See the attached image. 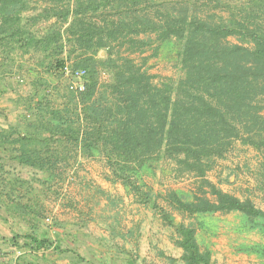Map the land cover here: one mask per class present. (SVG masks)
I'll list each match as a JSON object with an SVG mask.
<instances>
[{"label":"trees","instance_id":"16d2710c","mask_svg":"<svg viewBox=\"0 0 264 264\" xmlns=\"http://www.w3.org/2000/svg\"><path fill=\"white\" fill-rule=\"evenodd\" d=\"M170 47L179 75L155 82L148 62ZM67 69L85 70L84 90ZM13 77L12 90L29 92L14 100V121L0 112L2 221L42 220V191L87 159L172 231L181 255L158 252L169 264H217L199 244L200 217L239 214L242 229L264 234V210L208 178L240 144L259 156L264 196V0H0V87ZM164 167L193 181L192 196L150 185ZM119 230L124 243L139 239ZM20 238L52 245L28 234L12 244ZM240 250L264 258V244Z\"/></svg>","mask_w":264,"mask_h":264},{"label":"rangeland","instance_id":"374dc122","mask_svg":"<svg viewBox=\"0 0 264 264\" xmlns=\"http://www.w3.org/2000/svg\"><path fill=\"white\" fill-rule=\"evenodd\" d=\"M228 42L236 43V40L229 38ZM174 55V47L162 49L160 60L153 66L154 72L164 77H177L179 73L174 69L172 61H170V58H173ZM19 89L24 90L23 87H19ZM258 162L259 156L253 149L236 144L234 151L227 159L218 162L216 169L209 173L208 178L225 192L241 199L251 198L257 207L264 210V196L255 190L254 172ZM94 165L101 167L98 163ZM88 167H92V165H88ZM92 170L96 172L98 168L97 170L92 168ZM102 174L104 175V173ZM21 175L29 177L26 171H22ZM73 176L69 173L63 182L65 187L61 188L60 193L52 190L51 196H62L67 191H70L69 188L76 184L77 180ZM103 177L105 178V176ZM69 178L74 180L70 181ZM148 182L157 191L175 189L188 196H192L194 189L191 179L180 182L172 180L168 167H164V170L159 169L157 176ZM65 189L66 192H64ZM129 214L131 219H125L123 229L126 231L128 227H135L140 230L139 239L137 240L136 238L135 242L134 240L127 243L120 240L116 241V238H111L109 228L106 227V229L103 225L98 226L93 223L82 227L86 231H91V237L95 239L94 242L88 240V242L84 241L81 243L80 250H82L84 256L82 258L84 263L82 264H169L159 256V251H163L167 256L175 258L181 255V250L176 248L170 239L172 231L163 227L159 219L155 218L150 211L140 216L143 219L140 224L135 221L136 214L133 209L130 210ZM53 215V212L50 211L43 216L42 221L44 222L46 233L51 232L52 228L45 223V219L47 216ZM177 220L180 221L181 217L178 216ZM0 221L2 220L0 219ZM199 223L200 226L197 232L199 244L202 249H207L211 252L217 264H264V258L246 254L240 250L244 246L263 245L264 234L258 231L242 229L240 227L241 217L239 214L207 215L200 217ZM53 229L59 230L55 222ZM56 234L57 230L53 235ZM22 248L25 247L22 246ZM90 248L93 250H90Z\"/></svg>","mask_w":264,"mask_h":264},{"label":"crops","instance_id":"0c3cea01","mask_svg":"<svg viewBox=\"0 0 264 264\" xmlns=\"http://www.w3.org/2000/svg\"><path fill=\"white\" fill-rule=\"evenodd\" d=\"M100 55L104 56V52H101ZM160 56L161 53L148 62L149 72L156 77L155 82L165 78L153 70V66L160 60ZM173 58H170L172 63ZM17 80L18 78L15 77L4 80L0 87V112L8 113L10 121H14L18 113L21 112V109L16 108L14 105L18 93L26 94L29 92L28 85L23 86L24 90L18 89V92L12 90L8 82L16 84ZM26 81H28V78H26ZM0 128L7 129V125L4 124L2 119H0ZM95 163L100 164L101 167L94 165ZM88 165H92V167H88ZM92 168L96 170L98 168V170L95 172ZM25 171L30 174L27 169ZM69 173L71 176H75V180L77 179L76 184L69 188L70 191H67L65 195L52 197L50 191L43 190V194L38 200V206L44 212L43 215L48 214L50 211L53 212L54 222L56 227H59V230L56 229V235L51 232L46 233L44 222L35 220L33 215L27 214L24 221H20V219H14L11 223L0 221V249L6 254L8 263L82 264L84 263V261L82 262L84 256L82 250H80L81 243L88 242V240L95 241L91 237V231H86L82 227L95 223L98 226L108 227L109 232L112 227H117L118 232L120 228L125 231L123 223L126 218L131 219L129 216L131 209L136 214L135 221H138V224L143 220L140 216L149 212L144 207L135 204L134 198L129 196L120 184H112L103 177L107 176L108 171L103 163L98 160L80 159ZM63 182L57 181L52 190L60 193L61 188L64 186ZM64 192H66V189ZM110 233L111 238H116V241H123L120 237H113L112 231ZM22 234L31 235L39 240H48L52 245L48 248L35 250L27 245L23 246L25 241L20 238L18 240L20 247H18L23 252L17 257V254L11 251V247L14 246L12 242ZM22 246L25 248H22ZM57 247L60 249L57 250ZM90 250L93 249L90 248Z\"/></svg>","mask_w":264,"mask_h":264},{"label":"built area","instance_id":"2783aa9c","mask_svg":"<svg viewBox=\"0 0 264 264\" xmlns=\"http://www.w3.org/2000/svg\"><path fill=\"white\" fill-rule=\"evenodd\" d=\"M86 72L85 70H76L74 71L73 73L70 71V69H67L65 71V75L68 76V75H72L73 78L76 80V82L74 83V87L76 90L78 91H82L84 90V85L82 83V79L84 78ZM103 78L106 79L107 78V75L106 74H103ZM70 181H73L74 179L73 178H69ZM45 223L50 227L52 228V233L55 234L56 233V230L53 229V226H54V217L53 216H47L46 219H45ZM11 251H13L14 253L17 254V257L22 254L23 250H20L17 246H13L11 247ZM16 259V258H15ZM7 257H6V254L4 253V251H2L0 249V264H16V262H13V263H8L7 262Z\"/></svg>","mask_w":264,"mask_h":264}]
</instances>
